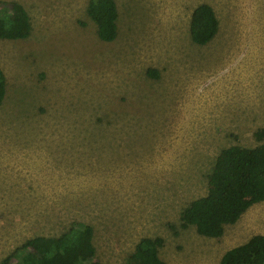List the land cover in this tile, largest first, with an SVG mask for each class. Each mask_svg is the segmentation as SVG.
<instances>
[{"label": "rangeland", "instance_id": "rangeland-1", "mask_svg": "<svg viewBox=\"0 0 264 264\" xmlns=\"http://www.w3.org/2000/svg\"><path fill=\"white\" fill-rule=\"evenodd\" d=\"M11 1L31 31L0 39V260L76 221L94 228L86 264H125L157 236L166 264H220L264 234V202L220 237L180 225L222 148L264 143L254 137L264 127V0H115L111 42L98 39L88 0L0 7ZM201 3L219 22L205 45L189 34Z\"/></svg>", "mask_w": 264, "mask_h": 264}, {"label": "trees", "instance_id": "trees-1", "mask_svg": "<svg viewBox=\"0 0 264 264\" xmlns=\"http://www.w3.org/2000/svg\"><path fill=\"white\" fill-rule=\"evenodd\" d=\"M86 15L94 23L98 39L111 42L117 36L118 12L115 0H88ZM219 22L212 6L197 5L191 13L189 34L197 45L209 43ZM31 25L23 6L11 1L0 7V39L17 40L29 36ZM156 78L158 72L148 69ZM6 92L0 68V107ZM257 141L264 139V127L254 131ZM208 188L203 196L191 200L180 212L181 227L194 225L198 234L220 237L225 225L235 223L253 204L264 202V143L254 147L231 145L222 148L207 175ZM94 228L73 222L57 236L36 235L15 246L0 264H86L95 254ZM162 237H142L125 264H166L158 254ZM220 264H264V234L226 250Z\"/></svg>", "mask_w": 264, "mask_h": 264}]
</instances>
